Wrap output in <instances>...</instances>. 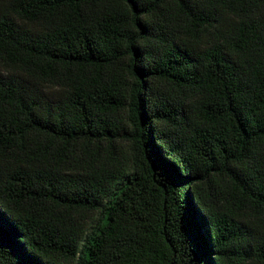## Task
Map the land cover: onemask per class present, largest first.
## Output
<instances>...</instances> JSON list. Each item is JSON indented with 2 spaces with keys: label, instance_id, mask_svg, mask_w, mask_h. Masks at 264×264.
Instances as JSON below:
<instances>
[{
  "label": "trees",
  "instance_id": "trees-1",
  "mask_svg": "<svg viewBox=\"0 0 264 264\" xmlns=\"http://www.w3.org/2000/svg\"><path fill=\"white\" fill-rule=\"evenodd\" d=\"M0 264H264V0H0Z\"/></svg>",
  "mask_w": 264,
  "mask_h": 264
}]
</instances>
